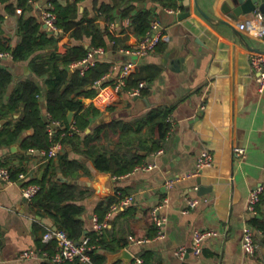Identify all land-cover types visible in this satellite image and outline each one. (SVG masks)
Instances as JSON below:
<instances>
[{"label": "crops", "instance_id": "1", "mask_svg": "<svg viewBox=\"0 0 264 264\" xmlns=\"http://www.w3.org/2000/svg\"><path fill=\"white\" fill-rule=\"evenodd\" d=\"M36 1L34 9L27 11L26 15H36L42 24V31L48 36L56 35L59 43L56 48L39 50L29 59L21 61L14 59L9 51H0V69H7L13 75L9 92L18 82L35 78L30 66L35 56L48 59L53 50L64 55L68 46L79 43L87 48L86 55L93 48H103L96 64L111 63L112 69L96 81L95 95L80 97L85 106L92 104L100 110L92 118L91 130L111 120L136 126L138 119L158 107L171 110L168 120L171 129L161 149L151 152L133 150L139 151L144 159L141 166L130 172L121 175L101 172L95 169L90 158H83L90 172L87 174L81 170L77 176L67 177L59 168L58 155L66 150L73 158L79 157V154L64 145L52 158L55 173L52 176L49 172L47 176L46 166L51 158L43 162L39 157V151L46 149L27 150L22 145L24 138L33 131L25 130L17 139L6 131L15 128L22 113L14 112L0 116V165L24 167L31 170L34 177L46 175L47 180L64 177L66 180L61 181H72L89 190L79 201L85 208L83 219L87 230L94 229L97 204L115 195L119 200L111 205L105 216L109 215L108 228L114 229L117 237L127 240L124 248L130 250L135 258L149 257L156 264H264V231L259 226L264 223V91L259 89L257 72L251 62V53L256 50L250 49L229 26L208 22L196 9L194 0H191L190 6H186L184 0ZM224 1L216 0L215 5L210 0H200V3L209 14L232 23L252 46L264 49V41L253 35L260 23L255 14L261 11L256 9L233 20L221 11ZM49 4L55 8L56 5H75L73 17L76 20L95 18V24L105 33L108 46L93 45L91 35L76 39L71 36V31L62 27L61 30L50 28L41 15L42 8ZM6 5L0 1V14L5 16L3 34L14 48L21 40L18 24L23 11L17 7L15 13L9 14ZM104 5L117 6L112 14L114 20L100 13V7ZM131 5L135 10L151 12L150 28L154 20L162 28L156 50L142 58L132 72L144 67L153 76L150 80L144 79L148 86L138 97L110 89L111 82L119 73L118 63L128 57L119 51L120 47L136 46L150 30L144 35H137L130 17H122L121 10ZM187 11L190 15L180 19L179 15ZM241 23H245V29L240 28ZM79 60L68 65L70 74L80 72L78 67H72ZM46 78L47 75L38 78V83L43 93L42 117L49 124L54 119L46 108ZM103 88L112 91L111 99L98 98ZM4 99L6 101L8 95ZM143 137L149 138L146 128ZM117 139L114 136L106 144L114 148ZM237 148L244 150V155L239 158L235 154ZM204 150L212 153L213 164L199 175H193L198 157ZM149 165L154 167L148 169ZM175 178L180 180L168 188L166 181ZM198 178L201 185L208 188L202 194L199 193ZM260 187L263 191L256 212H252L248 208L249 199L253 191ZM127 196H133V202L122 205L121 200ZM193 196L198 197L200 202L195 208L188 209V198ZM158 206H162L160 215L166 217L161 237H157L158 227L152 216L153 209ZM246 226L253 230L258 241L254 255L247 254L242 247ZM56 227L53 217L38 213L31 207V200L23 195L21 182L7 184L0 179V264H43L46 259L39 253V240L48 228ZM196 229L218 232V235L205 241L200 255L191 250ZM131 235L147 238L148 241L131 242ZM181 246L188 248L184 256L177 253ZM31 250L36 253L23 256L24 252ZM116 253H109L107 264H133L135 258L130 263L122 259L114 260Z\"/></svg>", "mask_w": 264, "mask_h": 264}, {"label": "trees", "instance_id": "2", "mask_svg": "<svg viewBox=\"0 0 264 264\" xmlns=\"http://www.w3.org/2000/svg\"><path fill=\"white\" fill-rule=\"evenodd\" d=\"M0 1L7 3L6 10L9 14L15 13L17 7H21L23 11L18 24L21 40L14 48L10 46L9 39L3 34L2 22L5 16L0 14V51H9L14 59L21 61L29 59L39 50L57 47L59 38L56 35L48 36L44 33L42 24L36 15H26L27 11L34 9L33 3L36 0H17L16 3L11 0ZM116 7L101 6L100 13L106 14L107 19L114 20L112 14ZM55 11L57 25L65 31H71L73 38L80 39L84 35H91L93 45L108 46L104 39L105 33L95 24V18L76 20L73 17L76 11L75 5L65 7L56 5ZM121 15L130 17L137 35H144L150 28L152 14L149 10H135V7L131 5L123 8ZM111 38L113 37L111 36ZM86 53L87 48L79 43L68 46L64 55L53 50L49 53L48 59L35 56L30 61L35 78H26L18 82L11 92H9V87L13 82V75L7 69H0V116L22 112L17 119L15 128L6 131L11 133L14 139H17L23 131L31 129L33 132L26 136L22 142L23 147L27 150L30 148L49 149L53 142L61 141L63 145L71 147L73 152L79 154V157L73 158L66 150L58 155L59 168L67 177H75L81 170L87 174L90 172L83 158H90L98 171L121 175L132 171L138 165L141 166L144 156L139 154V151L134 152L135 148L151 152L164 146L167 134L171 129V123L168 121L171 110L161 107L154 108L138 119L136 126L125 121L111 120L102 122L87 132L92 118L97 116L100 110L92 104L85 106L80 97L95 95L96 81L109 72L112 65L107 62H98L85 74H81L79 71L70 74L68 65L82 59ZM45 75H47L44 81L47 88L45 92L46 108L54 120L62 123L60 127H57L53 137L49 135L48 124L43 120L41 113L43 93L38 78H43ZM152 77L147 68H140L127 78V87L138 85L140 81L150 80ZM144 92L145 89H143ZM7 95L8 99L5 101L4 98ZM70 111H74V130L71 129V123L68 121ZM145 128L149 138L143 137ZM114 136H117L118 139L115 142L116 146L112 148L111 145L106 144V141ZM149 142L150 144H148ZM55 168L54 160L51 158L46 166L47 176L49 172L53 176ZM10 169L13 178H17L20 172L26 171L24 167H10ZM47 176L31 177V182L40 185L39 192L31 200V207L38 213H45L53 217L57 227L67 232L76 241L89 236L91 244L100 246L88 251L91 257L89 262L75 259L62 264H107L109 253H116L126 247L127 240L124 237H117L114 229L108 227L102 233L95 229L87 230L83 219L85 208L79 201L89 190L72 181L47 180ZM118 200L115 195L101 200L96 206L98 218L104 220L111 205ZM259 226L264 231V223ZM56 245V240L44 242L41 238L38 249L41 252L53 253ZM43 264H51V262L46 260ZM143 264L156 263L147 257L143 259Z\"/></svg>", "mask_w": 264, "mask_h": 264}, {"label": "built area", "instance_id": "3", "mask_svg": "<svg viewBox=\"0 0 264 264\" xmlns=\"http://www.w3.org/2000/svg\"><path fill=\"white\" fill-rule=\"evenodd\" d=\"M38 3L37 1H34ZM21 11V9H19ZM41 15L43 21L54 30H61L57 25V13L55 11V7L49 4L46 8H42ZM256 17L260 21V23L254 29V36L260 38L264 41V14L261 12H256ZM241 29H245V23L240 24ZM162 37V28L160 23L157 20H154L151 24L150 30L147 32V35L142 37L139 43L133 47H120L119 51L128 56L126 60L118 63V75L111 82V90L114 92H127L130 97H138L142 95V91L144 88L148 86L147 81L142 80L138 83V85L127 87V78L132 74L134 68L137 63L147 55L151 54L156 50L157 45L159 44ZM100 52H103V48H93L89 51V53L82 58L81 60L72 64V67H78L82 74H85L88 69L93 67L97 62V56ZM251 62L252 66L257 72L256 81L258 83L259 89L264 91V52L252 51L251 53ZM111 91V92H112ZM111 92L103 88L98 93V98L101 99H111ZM170 119V118H169ZM61 126V122L58 120H52L48 126L47 130L51 137L54 136L57 127ZM71 129H75V127H71ZM64 134V133H63ZM63 143L61 141H56L49 149L40 150L39 157L41 161H47L50 158L56 157L59 151L63 148ZM235 154L239 158L244 155L243 149H235ZM214 157L209 150H204L198 157L197 168L193 175H199L205 168L211 166L213 164ZM145 167V166H142ZM149 168H153L154 165L147 166ZM34 174L31 170L22 171L18 174L17 178H13L12 172L9 166L0 165V179L3 180L7 184H16L22 183L23 195L28 200H32V198L39 192L40 185L36 182H31L30 179ZM180 178L169 179L166 181V186L168 188L174 186V184L179 181ZM263 191V187H260L253 191L251 197L249 199L248 208L252 212H256V206L260 200V194ZM133 196L124 197L121 200L122 205H129L133 202ZM200 202V199L196 196L188 198V209L195 208ZM162 206H158L153 209L152 216L158 227L157 237L163 236V227L166 223V217L160 215V208ZM186 209L185 211H188ZM94 229L99 233H102L109 226V215L105 217L104 220H100L98 216H94L93 218ZM218 235V232L213 229H196L193 234V241L191 245V250L195 255H200L203 252L205 241L212 236ZM44 242H50L56 240V249L53 253L48 251L39 252L43 258L49 260L54 264H62L66 261H73L75 259H79L83 262H89L91 257L88 253L92 248L100 247L98 244H91L90 237L85 236L80 241H76L71 238L67 232L61 229L48 228L42 237ZM131 242L134 243H143L148 241L147 238H136L135 236H129ZM242 247L243 250L249 254L254 255L258 248V241L255 238V234L253 230L246 226L243 229L242 235ZM188 252V248L186 246H181L177 250V253L180 256H184ZM36 253L35 251H26L23 253L24 257L30 256ZM38 253V252H37ZM133 264H143V259L141 257L135 258Z\"/></svg>", "mask_w": 264, "mask_h": 264}, {"label": "water", "instance_id": "4", "mask_svg": "<svg viewBox=\"0 0 264 264\" xmlns=\"http://www.w3.org/2000/svg\"><path fill=\"white\" fill-rule=\"evenodd\" d=\"M191 0H184V4L186 6H190ZM212 5L216 4V0H210ZM194 4L198 12L210 23L212 24H225L232 28L233 32L239 36V38L252 50H256L259 52H264V49H261L256 46H252L244 37L243 33L238 30L232 23L229 21H226L222 18H217L211 14H209L201 5L200 0H194ZM260 10L262 13H264V0H225L221 5V11L223 13L228 14V16L233 19L237 20L241 14L250 13L254 10ZM190 15V11L181 13L179 15L180 19L186 18ZM68 120L69 123L74 122V111H70L68 113ZM91 128L89 127L87 129V132H89ZM43 172L41 173V175ZM61 180H66L64 177L61 178ZM199 183V193H203L208 188L204 185H201V179L198 178ZM27 199V198H26ZM28 200V199H27ZM58 227H56L57 229ZM114 260L122 259L125 260L127 263H130L134 260L135 256L132 254L130 250L127 248L122 249L120 252L116 253L114 256Z\"/></svg>", "mask_w": 264, "mask_h": 264}]
</instances>
